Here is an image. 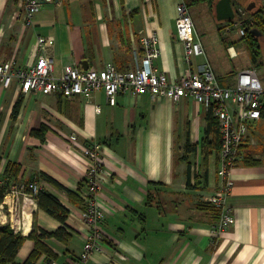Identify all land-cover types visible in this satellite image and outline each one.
I'll return each instance as SVG.
<instances>
[{
	"label": "crops",
	"instance_id": "obj_1",
	"mask_svg": "<svg viewBox=\"0 0 264 264\" xmlns=\"http://www.w3.org/2000/svg\"><path fill=\"white\" fill-rule=\"evenodd\" d=\"M182 1L49 0L35 14L33 27L25 28L16 18L15 0H0V63H33L35 37L40 35L54 41L55 77L66 65L101 70L113 64L123 71L132 66L131 52L139 50V38L154 33L160 50L154 68L170 81L179 80L188 67L175 29L176 6ZM195 32L205 57L192 58V68L207 60L226 86L237 72L250 68L249 60L243 67L210 61L212 45L196 27ZM206 112L186 98L173 102L147 94L118 95L110 106L103 92L90 99H66L22 95L16 81L8 89L0 86V175H11L15 184L37 183L68 212L65 225L41 210L36 200L18 213L22 237L58 229L69 235L63 242L42 240L52 256L41 254L35 264H68L81 254L88 234L82 216L88 160L69 140L72 135L78 144L102 146L103 241L88 264H264V111L249 125L231 172L226 205L233 224L216 240L209 229L218 214L207 200L220 187L218 152L210 150L211 140L205 136ZM41 126L42 141L30 135ZM7 220L0 209V228ZM33 248L34 241L25 239L15 262L23 263Z\"/></svg>",
	"mask_w": 264,
	"mask_h": 264
},
{
	"label": "built area",
	"instance_id": "obj_2",
	"mask_svg": "<svg viewBox=\"0 0 264 264\" xmlns=\"http://www.w3.org/2000/svg\"><path fill=\"white\" fill-rule=\"evenodd\" d=\"M45 1L49 0H15L16 18L21 20L23 27H33L34 16ZM240 9L241 7L235 8L233 26H238L239 36L243 37L246 31L241 28L244 21L237 19L238 13L241 14ZM260 10L264 17V4ZM175 29L178 41L184 46V60L188 65L185 74L176 81L168 80L165 74L154 68V62L160 57L159 41L154 33L139 38V50L131 52L132 66L127 70L120 71L113 64H108L101 70H84L76 65H66L58 77L53 75L51 50L54 41L38 35L34 42L36 58L33 63L23 67L13 61L0 63V86L8 89L16 81L22 95L55 94L66 99L75 96L90 99L96 92H103L110 106L115 105L118 95L134 98L147 94L151 98H166L173 102L191 99L207 110L210 108L217 122L219 140L216 176L220 187L218 193L207 200L218 212L216 223L209 229L211 237L216 240L233 224L231 211L226 205L233 184L231 172L240 160L249 125L260 120L263 114L264 86L256 70L251 67L237 72L229 86L219 84L207 60L191 67L192 58L205 57V53L183 1L176 6ZM228 54L231 59L236 58L232 48H228ZM69 140L77 143L88 160L83 180L86 192L82 214L88 234L81 254L68 264H88L103 241L100 228L105 218L100 202L104 180L102 146L101 143L92 141L78 144L73 135ZM192 171L194 176L195 169ZM39 191L34 182L15 184L13 180L0 175V209L5 210L8 217L4 225L14 233L18 234L19 230L18 213H23L29 201H34Z\"/></svg>",
	"mask_w": 264,
	"mask_h": 264
},
{
	"label": "trees",
	"instance_id": "obj_3",
	"mask_svg": "<svg viewBox=\"0 0 264 264\" xmlns=\"http://www.w3.org/2000/svg\"><path fill=\"white\" fill-rule=\"evenodd\" d=\"M216 1L217 0H188V1L183 0L187 8L193 5L205 4L210 9H214V5ZM232 2L233 1L231 0V3ZM259 9L254 14H250L251 19L254 21V25H252V27H246L245 34L240 39V41L244 42V45L248 53L249 62L251 65L250 67L253 69L255 68L260 69L264 65V61L261 60V54H258V49H259L258 48L259 47L258 38H256L257 36L254 33V32H257L260 34L259 38L260 37L264 38V17L261 13V10ZM232 23L233 22L228 23V24H232ZM221 41L224 42V40H221ZM219 84L221 86H226V85L221 84L220 81H219ZM19 105H20V100L16 102L13 108V113H12L13 116L17 115ZM205 121H206L205 136L207 139H210L212 143L210 150H215L216 152H218L219 140H218L217 122L215 118H213L210 108L206 112ZM44 132H45V127L41 126L38 130H32L30 132V135L34 137H38L42 141ZM13 175L15 176V173ZM10 176L11 175H9L8 177L7 175L5 177L8 178L9 180H13L10 178ZM45 179L49 183L58 187L59 189L64 190L67 193H70L69 190H67L61 184L56 182L54 179L48 176H45ZM0 200H1V196H0ZM35 200L37 201V205L41 210H43L45 213L53 217L55 220L60 222L62 225H65L68 212L64 207H62L59 204V202L53 196L46 194L44 191H39ZM209 206L213 210L217 211L211 205ZM217 219H218V216H217ZM66 237H69V235H67L63 229H58L57 231L51 232V233H48L45 231H39L35 233L34 231H32L25 238V237L20 236L19 234L14 233L7 226H3L0 228V264H18L15 262V259L25 239L33 240L34 248L32 252L29 254V256L27 257V259L21 264H35L41 254H47V255L52 256V253L42 243V240L48 239V238H55L56 240L63 242L65 241L64 239H66Z\"/></svg>",
	"mask_w": 264,
	"mask_h": 264
},
{
	"label": "rangeland",
	"instance_id": "obj_4",
	"mask_svg": "<svg viewBox=\"0 0 264 264\" xmlns=\"http://www.w3.org/2000/svg\"><path fill=\"white\" fill-rule=\"evenodd\" d=\"M236 1L240 5H243L240 9L241 14L238 13L237 15L238 20L242 19L244 21L241 28L251 27V25H254V21L251 19L250 14L257 12L258 9L261 8L262 4H264V0ZM251 3L255 4V7L250 11H247V6ZM188 12L196 29L203 32L207 41L212 45L211 52L209 53L210 56L208 57L210 61L217 63L218 60L221 61V63H226L228 65L233 64V66L240 67L247 64L249 60L247 56L248 53L244 42L240 41L241 37L239 36L238 26L234 27V23L228 24L226 22H217L215 20L214 9H210L206 5L190 6L188 7ZM256 38H258V54H261V60L264 61V38H259L258 36ZM219 39L224 40V42L222 41L223 43H221ZM231 46L234 47V52L237 53V57L234 59H231L228 54V48ZM256 73L261 84L264 86V65L262 68L256 69ZM231 226L229 228H231Z\"/></svg>",
	"mask_w": 264,
	"mask_h": 264
},
{
	"label": "water",
	"instance_id": "obj_5",
	"mask_svg": "<svg viewBox=\"0 0 264 264\" xmlns=\"http://www.w3.org/2000/svg\"><path fill=\"white\" fill-rule=\"evenodd\" d=\"M254 4L247 6V11L252 9ZM215 20L217 22L231 23L235 18V9L231 3V0H217L214 5ZM259 37V33L254 32ZM85 70V69H84Z\"/></svg>",
	"mask_w": 264,
	"mask_h": 264
},
{
	"label": "flooded vegetation",
	"instance_id": "obj_6",
	"mask_svg": "<svg viewBox=\"0 0 264 264\" xmlns=\"http://www.w3.org/2000/svg\"><path fill=\"white\" fill-rule=\"evenodd\" d=\"M233 2H232V4H233V7L234 8H239V7H242L243 5H240L236 0H232ZM251 4H253V3H251ZM250 5V4H249ZM255 7V4L253 5V7L252 8H254ZM260 36V35H259Z\"/></svg>",
	"mask_w": 264,
	"mask_h": 264
}]
</instances>
